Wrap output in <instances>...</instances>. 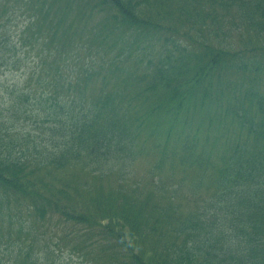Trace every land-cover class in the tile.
Returning a JSON list of instances; mask_svg holds the SVG:
<instances>
[{"label":"trees","instance_id":"1","mask_svg":"<svg viewBox=\"0 0 264 264\" xmlns=\"http://www.w3.org/2000/svg\"><path fill=\"white\" fill-rule=\"evenodd\" d=\"M15 3L44 41L30 71L0 43L25 74L1 81L0 264H264V0Z\"/></svg>","mask_w":264,"mask_h":264},{"label":"rangeland","instance_id":"2","mask_svg":"<svg viewBox=\"0 0 264 264\" xmlns=\"http://www.w3.org/2000/svg\"><path fill=\"white\" fill-rule=\"evenodd\" d=\"M17 22V21H16ZM11 30L12 31H14L15 30V27L14 26H12V28H11ZM226 43V42H225ZM82 56H83V58L85 57L87 60H95V59H98V55H97V52L94 50L92 53H90L88 50H86V49H84L83 51H82ZM6 72H8V71H6ZM20 72H17V73H15L14 75H12V76H9L10 78H12V77H14V78H17L18 76H20ZM5 77H6V74L5 75H0V79H5ZM145 133V132H144ZM141 141L143 142V143H148L150 140H151V137H145V135H142L141 137ZM146 160H144V162L142 163H138V165H137V169H138V171H139V173H142V174H144L146 171H147V165H146ZM141 174V175H142ZM140 175V176H141ZM139 176V177H140Z\"/></svg>","mask_w":264,"mask_h":264}]
</instances>
